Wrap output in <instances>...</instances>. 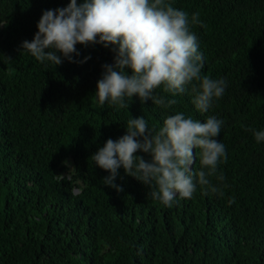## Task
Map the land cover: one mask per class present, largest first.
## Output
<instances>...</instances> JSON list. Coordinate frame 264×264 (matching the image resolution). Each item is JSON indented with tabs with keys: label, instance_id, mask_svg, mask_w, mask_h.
I'll return each instance as SVG.
<instances>
[{
	"label": "trees",
	"instance_id": "obj_1",
	"mask_svg": "<svg viewBox=\"0 0 264 264\" xmlns=\"http://www.w3.org/2000/svg\"><path fill=\"white\" fill-rule=\"evenodd\" d=\"M169 2L190 21L198 14L190 30L201 74L226 82L206 113L190 86L176 96L156 90L177 100L169 108L135 96L128 109L101 107L96 84L114 62L111 46L77 44L74 62L57 66L21 49L43 11L69 0H0V264H264V141L252 131L264 124V0ZM178 112L224 122V180L211 178L220 191L198 185L169 208L123 167L114 181L123 190L106 186L109 173L91 156L125 135L131 117L158 130Z\"/></svg>",
	"mask_w": 264,
	"mask_h": 264
},
{
	"label": "clouds",
	"instance_id": "obj_2",
	"mask_svg": "<svg viewBox=\"0 0 264 264\" xmlns=\"http://www.w3.org/2000/svg\"><path fill=\"white\" fill-rule=\"evenodd\" d=\"M198 23V14L190 21L188 13L174 8L169 0H83L79 5L69 0L66 7L43 11L33 39L23 41L21 49L39 62L57 66L63 59L74 62L73 54L79 55L77 44L111 46L114 62L102 65L96 84L101 107L107 102L128 109L135 96L169 108L177 100L157 96L156 90L176 96L190 86L195 109L206 113L223 96L226 82L201 74L204 60L198 38L190 30V24ZM223 123L215 116L201 123L178 112L157 130L149 129L143 116L131 117L126 134L116 141L108 139L91 159L109 173L103 179L106 186L123 190L114 183L117 170L123 167L126 175L153 189L154 200L170 208L177 198L191 199L198 185L204 194L220 191L211 178L224 180L217 171L227 160L226 149L216 139ZM260 125L261 131L252 130L257 143L264 141V124ZM138 151L151 159L136 155ZM199 154L201 168L194 170Z\"/></svg>",
	"mask_w": 264,
	"mask_h": 264
}]
</instances>
